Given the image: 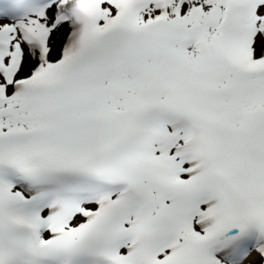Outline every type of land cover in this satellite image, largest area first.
Listing matches in <instances>:
<instances>
[{
	"label": "snow or ice",
	"instance_id": "obj_1",
	"mask_svg": "<svg viewBox=\"0 0 264 264\" xmlns=\"http://www.w3.org/2000/svg\"><path fill=\"white\" fill-rule=\"evenodd\" d=\"M0 264H264V0H0Z\"/></svg>",
	"mask_w": 264,
	"mask_h": 264
}]
</instances>
